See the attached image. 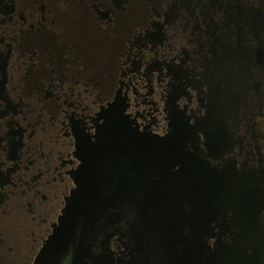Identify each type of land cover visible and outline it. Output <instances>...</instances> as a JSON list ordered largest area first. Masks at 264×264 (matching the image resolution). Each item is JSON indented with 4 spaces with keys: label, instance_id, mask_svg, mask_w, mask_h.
I'll return each instance as SVG.
<instances>
[{
    "label": "flooded vegetation",
    "instance_id": "flooded-vegetation-1",
    "mask_svg": "<svg viewBox=\"0 0 264 264\" xmlns=\"http://www.w3.org/2000/svg\"><path fill=\"white\" fill-rule=\"evenodd\" d=\"M90 152L161 197L159 264H264V0H0V264H36ZM123 212L94 256L128 259Z\"/></svg>",
    "mask_w": 264,
    "mask_h": 264
},
{
    "label": "water",
    "instance_id": "water-1",
    "mask_svg": "<svg viewBox=\"0 0 264 264\" xmlns=\"http://www.w3.org/2000/svg\"><path fill=\"white\" fill-rule=\"evenodd\" d=\"M129 140L131 143L121 147L125 152L122 156L137 159L126 162L138 165L139 157L145 156L148 160L161 156L158 154V145L150 143L155 142V139L148 138L145 146L136 143L143 139L131 137ZM108 147L104 144L103 149L107 152ZM107 155L111 156L106 153ZM97 162L96 155L92 152L85 157V169L77 180L78 189L68 200L64 216L60 218L59 226L39 253L36 264H159L160 261H171V241L157 240L161 237L163 227L156 218L161 197L117 196L102 189V185L108 180L111 182L113 177L98 176L94 170ZM102 163L109 169L113 167L110 159ZM125 204L130 205L131 215V239L126 245L128 259L112 261L110 257L100 253L94 256V247L107 243V240L98 238L104 226L103 221H111L122 215Z\"/></svg>",
    "mask_w": 264,
    "mask_h": 264
}]
</instances>
